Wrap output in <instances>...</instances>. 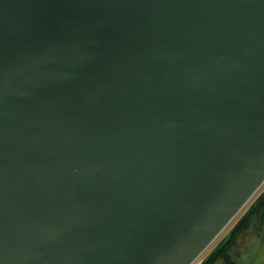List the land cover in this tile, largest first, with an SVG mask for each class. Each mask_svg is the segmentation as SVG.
Masks as SVG:
<instances>
[{"label": "water", "instance_id": "water-1", "mask_svg": "<svg viewBox=\"0 0 264 264\" xmlns=\"http://www.w3.org/2000/svg\"><path fill=\"white\" fill-rule=\"evenodd\" d=\"M264 183V0H0V264H193Z\"/></svg>", "mask_w": 264, "mask_h": 264}, {"label": "rangeland", "instance_id": "rangeland-1", "mask_svg": "<svg viewBox=\"0 0 264 264\" xmlns=\"http://www.w3.org/2000/svg\"><path fill=\"white\" fill-rule=\"evenodd\" d=\"M263 189L264 183L193 264H199L219 243V241L227 235L236 221L242 216V214L247 210L249 205ZM230 253L237 264H264V226L262 230L252 229L251 231L241 234L235 245L232 247ZM214 264L225 263L222 260H219Z\"/></svg>", "mask_w": 264, "mask_h": 264}, {"label": "trees", "instance_id": "trees-1", "mask_svg": "<svg viewBox=\"0 0 264 264\" xmlns=\"http://www.w3.org/2000/svg\"><path fill=\"white\" fill-rule=\"evenodd\" d=\"M264 226V189L253 200L247 210L236 221L227 235L207 254L199 264H214L222 260L225 264H237L230 251L238 237L252 229L262 230Z\"/></svg>", "mask_w": 264, "mask_h": 264}]
</instances>
